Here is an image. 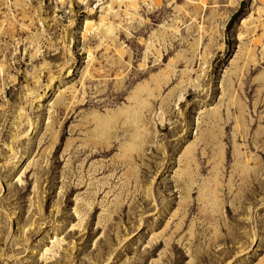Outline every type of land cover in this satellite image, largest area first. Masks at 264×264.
Listing matches in <instances>:
<instances>
[{"label": "rangeland", "instance_id": "rangeland-1", "mask_svg": "<svg viewBox=\"0 0 264 264\" xmlns=\"http://www.w3.org/2000/svg\"><path fill=\"white\" fill-rule=\"evenodd\" d=\"M132 1L0 0V264H264V0Z\"/></svg>", "mask_w": 264, "mask_h": 264}, {"label": "bare ground", "instance_id": "bare-ground-1", "mask_svg": "<svg viewBox=\"0 0 264 264\" xmlns=\"http://www.w3.org/2000/svg\"><path fill=\"white\" fill-rule=\"evenodd\" d=\"M134 1V0H133ZM132 1V2H133ZM126 2V1H125ZM191 2H193V1H191ZM116 3V2H115ZM115 3L114 4H112V5H110V6H108V7H106L105 8V11H104V13H106V15H103V16H101V22L100 23H98V22H95V21H91V22H89L88 23V26H87V30H89L90 29V27H92L91 29L94 31H101V34L102 35H104V36H106V37H109V36H115V34H116V31H117V28H116V24L114 23V22H109L110 21V15L112 14H115V15H117L116 13L117 12H115ZM193 3H195V2H193ZM124 4H126V3H124ZM109 11V12H108ZM91 30V31H92ZM176 33H180V29L179 28H177L176 30ZM104 41V40H103ZM105 42V41H104ZM103 45V44H102ZM154 49V48H153ZM119 53H120V55H122V56H125V52L122 50V51H119ZM158 53H159V55H160V57H163V55H162V52L159 50L158 51ZM93 56V52L91 53V56L90 57H92ZM95 58V57H94ZM148 61V60H147ZM153 125H154V123H153ZM11 149V148H10ZM48 252H53L52 251V249L51 250H49V251H47V253Z\"/></svg>", "mask_w": 264, "mask_h": 264}]
</instances>
